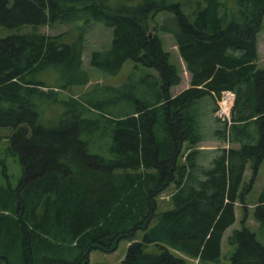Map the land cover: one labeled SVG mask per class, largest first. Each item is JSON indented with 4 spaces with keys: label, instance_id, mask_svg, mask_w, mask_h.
I'll list each match as a JSON object with an SVG mask.
<instances>
[{
    "label": "trees",
    "instance_id": "1",
    "mask_svg": "<svg viewBox=\"0 0 264 264\" xmlns=\"http://www.w3.org/2000/svg\"><path fill=\"white\" fill-rule=\"evenodd\" d=\"M263 22L264 0H0L5 28L71 24L48 36L30 29L0 38V126L11 127L21 162L15 187H0V258L87 264L91 250L111 252L126 239L121 264H217L225 239L229 264H264V183L257 228L225 235L235 203L264 168ZM93 23L111 29V40L91 51V67L115 75L131 60L135 70L154 71L88 89L83 53ZM162 34L174 38L178 58ZM179 58L190 86L173 94ZM223 90L234 94L231 122L214 117L222 127L214 133L238 146L198 163L201 104L210 97L215 112L212 92ZM53 106L55 117L42 122ZM171 184L172 207L160 211L158 196Z\"/></svg>",
    "mask_w": 264,
    "mask_h": 264
},
{
    "label": "rangeland",
    "instance_id": "2",
    "mask_svg": "<svg viewBox=\"0 0 264 264\" xmlns=\"http://www.w3.org/2000/svg\"><path fill=\"white\" fill-rule=\"evenodd\" d=\"M169 14H159L156 16V20L162 21L164 18L168 17ZM71 27L69 23L63 24H56L52 26H41L37 27H30L28 25H22L15 29H8L3 26H0V38L5 37L12 33H22L28 31L30 29L36 30L41 32L44 35H53L61 32L63 30L68 29ZM85 48L83 53V65L88 70L90 75V80L88 82V89L98 88L102 86H118L120 84L126 83L131 79L143 78L145 77L149 71L153 72V69H140L135 70L134 62L131 60L126 61L119 72L115 75H109L102 72L99 69L93 68L89 65V55L92 50L95 49H104L107 48L110 44L111 40V29H106L102 24L93 23L87 29L85 35ZM163 39V46L166 51L172 53L174 58H178V48L174 41L169 34H162ZM258 60L257 65L260 67H264V22L261 32L259 33V47H258ZM180 60V58H179ZM182 75V85L180 90L186 88L185 81L189 82V74H185L181 71ZM154 77H158L157 75H153ZM86 86V87H87ZM86 87H75L68 91V93H74V95H78L80 91H82ZM175 88V87H174ZM91 91V90H90ZM176 93V91H172ZM201 116L199 117V133L202 137L201 141L198 142L195 148L200 149L198 150L197 160L198 163L205 162L208 163L213 157L218 154V150L225 147H237L238 145L235 143H227L221 140H218L214 131L218 127L221 129V125L214 119L217 115L215 112H211L213 108L212 99L208 96L204 98V102L201 104ZM57 112V107L53 106L51 112H47L48 117L45 116L43 113L40 117L42 122H45L47 119L54 118ZM55 114V115H54ZM218 118V117H217ZM12 129L9 126H0V187L4 188H14L16 183L19 180L21 175V162L19 157L16 153H13L10 148V137H11ZM250 178V171L247 169L245 172V183L243 186H246ZM264 183V168L261 167L259 176L257 177L254 186L252 189L243 194L240 201L235 203V213H236V221L231 226L233 228H240L241 225L248 226L252 230L257 228V223L253 219V207L257 202V197L260 194ZM175 191L174 184H171L166 188L161 194L158 196L157 203L158 209L160 211L168 210L172 207L171 203V196ZM245 208V211H244ZM232 229V228H230ZM230 229L226 232V235L230 233ZM141 232L139 231L135 236L136 239H141ZM131 241L126 239H122L118 242L117 247L115 250L111 252H105L99 249H93L89 252L88 255V263L87 264H121L123 258L126 253L127 246L130 244ZM155 250L154 246L149 245L146 248V251H153ZM232 250V248H231ZM230 248L226 245L225 239L222 242V256L217 264H229V256L228 253ZM14 260V259H12ZM187 262L191 264H201L198 262L197 259L186 258ZM14 262H18V260H14ZM0 264H7L6 261L0 258ZM214 264V263H208Z\"/></svg>",
    "mask_w": 264,
    "mask_h": 264
},
{
    "label": "built area",
    "instance_id": "3",
    "mask_svg": "<svg viewBox=\"0 0 264 264\" xmlns=\"http://www.w3.org/2000/svg\"><path fill=\"white\" fill-rule=\"evenodd\" d=\"M212 95L216 101L217 108L215 113L218 119H220V121L230 123L234 95L233 92L231 90H223L219 95H215L214 92H212Z\"/></svg>",
    "mask_w": 264,
    "mask_h": 264
},
{
    "label": "crops",
    "instance_id": "4",
    "mask_svg": "<svg viewBox=\"0 0 264 264\" xmlns=\"http://www.w3.org/2000/svg\"><path fill=\"white\" fill-rule=\"evenodd\" d=\"M258 47H259V37H258V46H257V52H258ZM180 63H181V66H182V68H183V70H182V72L183 73H185V74H189L188 72H187V70L185 69V66H184V63H183V61L181 60V58H180ZM129 79V78H128ZM189 81H190V76H189ZM182 83V75H181V82L178 84V85H176V86H174L172 89H171V91H176V93H173V94H177V93H179L180 91H182V90H184V89H186L187 87H189L190 86V82H187V81H185L184 83L186 84V88H184V89H182V90H180V87H181V85L183 84H181ZM235 215H236V213H235ZM233 225V224H232ZM231 225V226H232ZM229 227L227 230H226V232L230 229V228H232V227ZM225 235H226V233H225Z\"/></svg>",
    "mask_w": 264,
    "mask_h": 264
}]
</instances>
